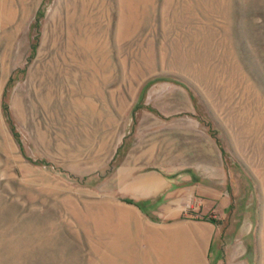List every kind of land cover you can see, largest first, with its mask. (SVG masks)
Returning <instances> with one entry per match:
<instances>
[{
	"label": "rangeland",
	"instance_id": "rangeland-1",
	"mask_svg": "<svg viewBox=\"0 0 264 264\" xmlns=\"http://www.w3.org/2000/svg\"><path fill=\"white\" fill-rule=\"evenodd\" d=\"M188 234L263 264L264 0H0V264H183Z\"/></svg>",
	"mask_w": 264,
	"mask_h": 264
},
{
	"label": "bare ground",
	"instance_id": "bare-ground-1",
	"mask_svg": "<svg viewBox=\"0 0 264 264\" xmlns=\"http://www.w3.org/2000/svg\"><path fill=\"white\" fill-rule=\"evenodd\" d=\"M148 180V179H147ZM150 181V180H149ZM145 183V182H144ZM155 184L153 183H150L148 182L147 184H145L144 186L142 187H137L139 189V191L141 193L143 192H146V191H150V190H153L155 188ZM166 210L168 211L169 209L166 208ZM189 236V234H188ZM200 239V237H199ZM187 247V248H186ZM185 248L187 249V258L184 260V262H182L183 264H193V256L195 254V245L194 243L192 242V239L191 237L189 236L188 237V242H187V246ZM264 249V248H263ZM162 249H158V253L161 251ZM156 251V249H155ZM169 255V254H168ZM166 256V255H165ZM180 261V260H179ZM171 264H174V263H171ZM263 264H264V254H263Z\"/></svg>",
	"mask_w": 264,
	"mask_h": 264
},
{
	"label": "trees",
	"instance_id": "trees-1",
	"mask_svg": "<svg viewBox=\"0 0 264 264\" xmlns=\"http://www.w3.org/2000/svg\"><path fill=\"white\" fill-rule=\"evenodd\" d=\"M9 126H10V128H11L13 134H14V128H13V125H12V123L10 122V120H9ZM14 136H15V135H14Z\"/></svg>",
	"mask_w": 264,
	"mask_h": 264
}]
</instances>
